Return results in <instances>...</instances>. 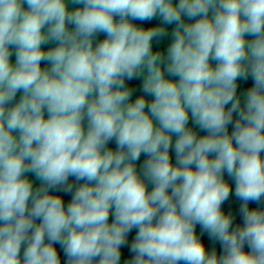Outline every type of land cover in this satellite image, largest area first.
Wrapping results in <instances>:
<instances>
[{
    "label": "clouds",
    "instance_id": "9594fccd",
    "mask_svg": "<svg viewBox=\"0 0 264 264\" xmlns=\"http://www.w3.org/2000/svg\"><path fill=\"white\" fill-rule=\"evenodd\" d=\"M56 245L264 264V0H0V264Z\"/></svg>",
    "mask_w": 264,
    "mask_h": 264
},
{
    "label": "water",
    "instance_id": "95a60500",
    "mask_svg": "<svg viewBox=\"0 0 264 264\" xmlns=\"http://www.w3.org/2000/svg\"><path fill=\"white\" fill-rule=\"evenodd\" d=\"M70 7H72V5H70ZM136 23H139V22L137 21ZM155 23H158V21L153 20V21H150V22H145V26H149L150 24H155ZM171 27H172V26H169V31H171ZM102 38H103V35L100 36V39H102ZM169 42H170V38L164 40V41H163L161 44H159V45H157V44L154 42L153 46H154V48H161V49H164V48H166V46H167V44H168ZM12 59H13V61H14L15 57L13 56ZM42 66H43V65H42ZM130 83L133 84V85H135V86H137V87H138V85H139V81H132V82H130ZM251 84H252L251 79H249L247 82H240V87H239V89H238V92H242V91L245 90L247 87L251 86ZM137 94H139V92H137ZM189 126H190V127L192 126V124H191V120H190V122H189ZM230 127H231V126H230ZM196 131H197L198 134H200V135H203V134H204L203 132H200L199 129H196ZM110 144H111V145H110L111 147H113V148L115 147V144H114V143L110 142ZM144 158H145V157L142 155L141 158H140V161L137 163V167H138V168H139V164L143 161ZM172 158H173V162H174V160H175L174 154H173ZM225 178L228 179L227 176H225ZM29 179H32V180H33V182H34V187L39 185V181L35 180V177L29 175ZM229 182H231V181H229ZM150 188H151V185H149V189H150ZM60 194L63 196L65 202L67 203L68 200L70 199V196H69V195H65V194H63V193H60ZM238 206H239V202H238L234 197L230 196L229 200L226 201V202L222 205V208H224L226 211L229 210V209L235 211L236 209H238ZM251 206L255 207L256 205H251ZM110 219H111V217H110ZM237 221L239 222V216H238V215H237ZM199 231H200L199 226H197V232L199 233ZM134 235H135V230H133V232L129 234V237H128V239H129V243L131 242V240H132V238L134 237ZM202 239L204 240V242H205L206 245H209V241H208V238H207L206 235H205L204 237H202ZM209 246H211V245H209ZM56 247H57L58 252H59V255H60V257H61V264H65V257H64V253H63V251L59 248V245H56ZM215 247L219 250V245H218V244H216ZM22 252H23V248H22V250H21V254H22ZM131 255H132V254L128 251V248H127V247H122V259H121V264H123V262H124L125 259L130 258Z\"/></svg>",
    "mask_w": 264,
    "mask_h": 264
}]
</instances>
